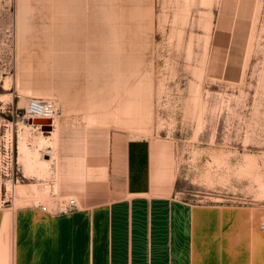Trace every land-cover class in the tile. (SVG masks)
Instances as JSON below:
<instances>
[{
	"label": "rangeland",
	"instance_id": "obj_1",
	"mask_svg": "<svg viewBox=\"0 0 264 264\" xmlns=\"http://www.w3.org/2000/svg\"><path fill=\"white\" fill-rule=\"evenodd\" d=\"M32 97L58 107L51 131L25 122ZM109 131L152 146L155 193L130 198L149 212L127 217L128 232H171L156 211H222L223 264H264V0H0V264L73 218L39 210L52 196L76 199L69 214L105 190L88 169L96 185L46 179L60 156L103 149ZM109 207L94 219L107 236L119 226ZM151 245L146 264L177 263L165 257L173 242L163 257Z\"/></svg>",
	"mask_w": 264,
	"mask_h": 264
},
{
	"label": "crops",
	"instance_id": "obj_2",
	"mask_svg": "<svg viewBox=\"0 0 264 264\" xmlns=\"http://www.w3.org/2000/svg\"><path fill=\"white\" fill-rule=\"evenodd\" d=\"M66 50L71 52L72 57L84 56V53L80 54L74 47H67ZM93 147H89L88 153L83 148L76 156L59 155V178L52 174L46 180L51 184H56L58 180L57 184L60 186L96 185L98 181L91 183L84 180V171L88 169L87 175L91 178L103 176L105 190L98 191L95 186L96 190H88L87 201L92 202L91 204L69 214H52L72 215L73 218H66L55 224L49 221L50 225H42L39 232L33 233L34 242H29L27 256L21 257L18 264H146L150 243L153 251L156 248H165V253L157 255L163 257L168 249L165 245L162 246V243L167 239L168 245L172 242L174 245H171L172 253L165 257L175 258L177 263L173 261V264H223V254L217 250L223 236L227 237V226L221 225L222 218L227 216L222 215V211L218 215L214 211L196 209L156 211L157 214L152 217H171V232L165 233L161 230L157 233L155 225L147 227L148 233L141 232L142 228H146L142 222L140 226L137 225L138 232L135 233L132 229L127 231V217L132 216L134 212L141 221L142 217H145L143 213L149 212L132 210L133 207H144V203L141 200V203L135 202V199L130 198L155 193L152 146L147 139L133 138L125 132L109 131L103 149ZM85 162L88 163L87 166ZM55 163L54 161L51 164ZM51 168L55 169L56 166ZM101 168L102 173H99ZM107 189L112 192L108 193ZM106 203H109L110 207L105 216H108L110 221L114 218L119 222L114 231L109 230L108 236L105 227L97 228L94 224L97 222L94 219L100 216V208ZM39 210L47 214L41 208ZM218 218L220 221H217ZM157 242L161 245L156 246ZM26 244L27 242L21 243V250ZM140 248L144 249V253H135ZM125 249L128 250V255ZM205 253L215 259H205Z\"/></svg>",
	"mask_w": 264,
	"mask_h": 264
},
{
	"label": "built area",
	"instance_id": "obj_3",
	"mask_svg": "<svg viewBox=\"0 0 264 264\" xmlns=\"http://www.w3.org/2000/svg\"><path fill=\"white\" fill-rule=\"evenodd\" d=\"M58 115V107L53 101L32 97L28 100L23 118L25 120L35 118L47 119L51 121L50 125L54 128ZM38 126L40 127L41 125ZM75 206L76 199L73 197L64 199L52 196L49 202L41 205V209L47 213L61 214L73 210Z\"/></svg>",
	"mask_w": 264,
	"mask_h": 264
},
{
	"label": "water",
	"instance_id": "obj_4",
	"mask_svg": "<svg viewBox=\"0 0 264 264\" xmlns=\"http://www.w3.org/2000/svg\"><path fill=\"white\" fill-rule=\"evenodd\" d=\"M25 122L32 123L35 125H41L42 129L45 131H51L53 129V127L50 125L51 121L47 119L35 118V119L25 120Z\"/></svg>",
	"mask_w": 264,
	"mask_h": 264
}]
</instances>
